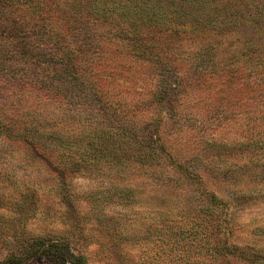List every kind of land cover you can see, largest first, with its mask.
Instances as JSON below:
<instances>
[{
    "label": "rangeland",
    "instance_id": "obj_1",
    "mask_svg": "<svg viewBox=\"0 0 264 264\" xmlns=\"http://www.w3.org/2000/svg\"><path fill=\"white\" fill-rule=\"evenodd\" d=\"M106 15L92 30L113 48L93 55L111 100L85 101L84 81L58 67L74 98L26 96L31 105L14 113L49 116L39 140L52 134L57 145L36 144L35 155L0 137V260L44 238L66 242L72 264H264L263 61L252 69L233 54L264 41V24L214 39L173 15L176 39L149 33L140 47L129 24ZM239 66L244 83L229 88L223 73ZM162 79L170 95L153 99Z\"/></svg>",
    "mask_w": 264,
    "mask_h": 264
},
{
    "label": "trees",
    "instance_id": "obj_2",
    "mask_svg": "<svg viewBox=\"0 0 264 264\" xmlns=\"http://www.w3.org/2000/svg\"><path fill=\"white\" fill-rule=\"evenodd\" d=\"M108 1L79 0L74 5L65 0H0V137L17 150L29 149L35 155H41L36 153V144L41 145L40 149L57 145L59 138L52 134L48 140H39V135L43 134L39 133L40 126L50 119L49 116L40 117L31 110L21 117H15L14 113L20 103L24 104L26 96L60 103L74 98L69 97L68 86L62 88L63 77L58 67L71 70L74 76L84 81L87 86L85 101H101L109 96L107 79L104 74L102 78L98 76L104 73V64L95 62L93 51L113 47L97 41L95 30H92L93 23L108 21L106 14L108 18L118 14L122 23L129 24L133 31L130 39L140 47L149 33L153 38L161 33L164 44L176 39L173 33L177 30L167 32L173 15H179L182 23L198 24L196 30L213 32L214 39H221L223 34L232 39L239 30H247L255 23L264 24V0H126L129 3H124L127 8L123 10L108 7ZM245 46L248 45L237 48L233 54L237 58L247 57L245 63L252 69L262 60L261 70L254 75L255 79H263L264 41L254 39L247 49ZM205 48H198L197 53L206 51ZM240 69L241 66L223 73L222 80L230 85L229 88L244 83ZM168 84H171L168 80L158 81L157 89L150 96L160 100L166 93L169 97ZM242 90L247 95L255 91L249 90L247 84ZM107 98L111 100L110 96ZM29 105L30 102L22 107ZM79 106L83 114L85 108L82 104ZM79 146L87 147L84 143ZM213 199H216L214 194ZM30 258L72 264L75 255L64 241L40 238L27 242L18 252L12 251L0 260V264H21Z\"/></svg>",
    "mask_w": 264,
    "mask_h": 264
}]
</instances>
